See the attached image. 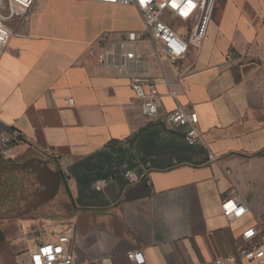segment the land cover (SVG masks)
Returning a JSON list of instances; mask_svg holds the SVG:
<instances>
[{"label": "crops", "instance_id": "crops-1", "mask_svg": "<svg viewBox=\"0 0 264 264\" xmlns=\"http://www.w3.org/2000/svg\"><path fill=\"white\" fill-rule=\"evenodd\" d=\"M141 27L133 5L34 0L0 55V125L21 134L16 154L0 161V207L11 215L6 248L14 259L24 257L22 264L29 262L23 233L47 240L65 227L76 264H136L129 251L140 252L144 264H214L246 246V218L229 222L221 201L241 195L231 175L239 160L264 153V0H216L199 51L189 47L172 60L157 47L140 63L158 90L156 117L177 105L197 113L205 160L149 169L133 183L106 179L103 205L75 202L68 168L152 121L129 79L88 55L101 33ZM137 49L151 46L140 41Z\"/></svg>", "mask_w": 264, "mask_h": 264}, {"label": "built area", "instance_id": "built-area-1", "mask_svg": "<svg viewBox=\"0 0 264 264\" xmlns=\"http://www.w3.org/2000/svg\"><path fill=\"white\" fill-rule=\"evenodd\" d=\"M111 4L133 5L140 14L141 29L101 33L88 48V55L104 69L129 79L131 89L139 100L144 117L154 119L159 112L158 90L152 79L140 71V63L147 55H157V47L169 59L185 57L189 47L200 50L212 19L216 0H89ZM34 0H0V55L8 45L23 15ZM140 41L151 46L147 53L137 49ZM230 54H226L229 58ZM169 95L175 97L172 81L165 80ZM67 103L72 105L73 98ZM170 128L182 130L188 145L199 144V118L195 111L177 105L163 119ZM20 132L7 124L0 125V161L16 154L21 142ZM144 172L128 170L124 177L129 183L139 181ZM106 179L94 182V188L101 191ZM221 213L229 221H239L250 214V206L237 194L221 201ZM240 237L246 242L237 256H226L214 260V264H237L236 259L264 264V213L255 217L242 230ZM28 264H76L70 251V228L65 227L56 238L37 237L34 248L28 251ZM128 259L144 264L140 252H127Z\"/></svg>", "mask_w": 264, "mask_h": 264}, {"label": "trees", "instance_id": "trees-1", "mask_svg": "<svg viewBox=\"0 0 264 264\" xmlns=\"http://www.w3.org/2000/svg\"><path fill=\"white\" fill-rule=\"evenodd\" d=\"M125 141H133L137 144L141 154L139 160L142 164H148V170H168L179 165L193 163L188 159L190 154H199L206 158L205 149L200 143L188 145L184 141L182 130L177 128L168 129L164 122L160 120L150 121L128 138L111 140L101 149L89 154L68 168V173L77 183L75 198L77 204L82 206L103 205V199L100 204L91 203L94 198H102V192L94 188V182L109 177L125 179L124 173L130 170L129 168H126L119 177H114L112 170L118 152L121 150L118 149V144ZM159 155L165 158L161 161L158 158ZM128 162L131 164V159Z\"/></svg>", "mask_w": 264, "mask_h": 264}, {"label": "rangeland", "instance_id": "rangeland-1", "mask_svg": "<svg viewBox=\"0 0 264 264\" xmlns=\"http://www.w3.org/2000/svg\"><path fill=\"white\" fill-rule=\"evenodd\" d=\"M163 121L165 126L169 129L170 127L167 125V123L159 118L155 117L152 119V121ZM118 149H121L118 152V155L116 157V162L112 168L113 170V176L119 177L121 176L122 172L129 168L133 172L142 173L144 171L148 170V164H142L140 162V152L137 147V144L133 141H125L122 144H118ZM159 160L162 161L165 157H162L161 155L158 156ZM131 159V164L129 161ZM189 161L193 163H200L205 158H203L199 154H190L188 155ZM241 159V158H240ZM240 162L237 164V166L231 170L232 175V186L233 189H235L238 193L243 195L245 198L248 199L250 202V214L246 217L245 221L246 224L251 223L254 221L255 217H259L261 214L264 213V153H262L259 156L255 157H245L239 160ZM109 180L112 179V177L108 178ZM108 180H106L107 183ZM106 185V184H105ZM102 201V198L97 197L92 199L93 204H100ZM3 208V211L5 210L4 207H0V209ZM18 207H10L8 210H10L9 213H12L13 211L16 212V210H13ZM2 210V209H1ZM7 211H4L3 213L0 211V264H22L24 257H17L14 259V257H11L9 251L6 248V227L5 220L7 217H10L11 215H6ZM16 217V216H13ZM18 227L24 228V221L22 219H19L15 222ZM11 229V228H9ZM8 229V230H9ZM47 232H51V228H46ZM30 234V235H28ZM23 240L27 244V250L34 248L37 242V237H34V233H23L21 236L20 241Z\"/></svg>", "mask_w": 264, "mask_h": 264}, {"label": "water", "instance_id": "water-1", "mask_svg": "<svg viewBox=\"0 0 264 264\" xmlns=\"http://www.w3.org/2000/svg\"><path fill=\"white\" fill-rule=\"evenodd\" d=\"M59 172H60L61 177L63 178V180H64V182H65V184H66V188H67L68 192L70 193V191H69V187H68V185H67V182H66V179H65V175H64V173L62 172L61 169H59ZM72 201H73V203H74V200H73V199H72Z\"/></svg>", "mask_w": 264, "mask_h": 264}]
</instances>
